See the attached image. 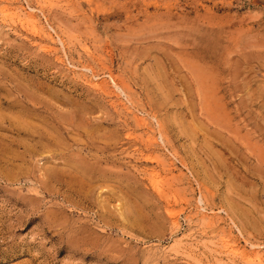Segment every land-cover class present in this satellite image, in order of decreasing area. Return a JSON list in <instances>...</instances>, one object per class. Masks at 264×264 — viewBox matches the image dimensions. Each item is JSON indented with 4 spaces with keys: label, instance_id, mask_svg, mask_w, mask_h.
<instances>
[{
    "label": "rangeland",
    "instance_id": "rangeland-1",
    "mask_svg": "<svg viewBox=\"0 0 264 264\" xmlns=\"http://www.w3.org/2000/svg\"><path fill=\"white\" fill-rule=\"evenodd\" d=\"M0 264H264V0H0Z\"/></svg>",
    "mask_w": 264,
    "mask_h": 264
},
{
    "label": "bare ground",
    "instance_id": "bare-ground-1",
    "mask_svg": "<svg viewBox=\"0 0 264 264\" xmlns=\"http://www.w3.org/2000/svg\"><path fill=\"white\" fill-rule=\"evenodd\" d=\"M28 16L29 17H31V18H34V15L32 14V12H31V14H28ZM24 19V18H23ZM35 20V19H34ZM30 25V24H29ZM234 251V250H233Z\"/></svg>",
    "mask_w": 264,
    "mask_h": 264
}]
</instances>
